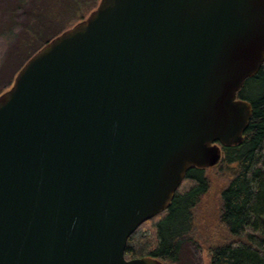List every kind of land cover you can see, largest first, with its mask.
<instances>
[{
    "label": "water",
    "instance_id": "water-1",
    "mask_svg": "<svg viewBox=\"0 0 264 264\" xmlns=\"http://www.w3.org/2000/svg\"><path fill=\"white\" fill-rule=\"evenodd\" d=\"M264 0H100L0 96V264L127 260L185 175L243 140Z\"/></svg>",
    "mask_w": 264,
    "mask_h": 264
},
{
    "label": "trees",
    "instance_id": "trees-1",
    "mask_svg": "<svg viewBox=\"0 0 264 264\" xmlns=\"http://www.w3.org/2000/svg\"><path fill=\"white\" fill-rule=\"evenodd\" d=\"M99 1L91 0L82 10L74 11L55 32L62 33L71 28L65 21L76 24L87 18L97 8ZM49 2L48 18H43L48 22L59 21L70 9H78L71 0ZM60 3L65 10L63 12L57 8ZM61 33H57V36ZM40 36L34 37L31 33L29 38L36 41ZM53 38L41 39L43 44L35 47V52ZM31 56L26 58L25 64ZM237 97L249 103L252 112L242 142L236 147L222 150L219 165L228 169L231 179L221 192L219 220L228 240L211 250L210 264H264V64L253 78L245 81ZM208 188L205 170L191 169L168 210L143 224L128 239L125 258H152L162 264H178L181 243L191 232L192 211ZM145 226L149 227L151 237L145 235Z\"/></svg>",
    "mask_w": 264,
    "mask_h": 264
},
{
    "label": "rangeland",
    "instance_id": "rangeland-1",
    "mask_svg": "<svg viewBox=\"0 0 264 264\" xmlns=\"http://www.w3.org/2000/svg\"><path fill=\"white\" fill-rule=\"evenodd\" d=\"M71 1L74 5L77 4L78 9H70L59 21L48 22L43 18H48L49 0H0V96L11 89L26 58L39 51L35 52L34 48H39L43 44L41 39L57 37V33L61 32L55 30L60 23L74 11L82 10L91 0ZM59 6L57 7L59 10L65 11L62 3ZM65 22L71 28L80 23ZM31 33L34 37L40 34L41 36L33 41L29 38ZM205 176L209 188L192 211L191 232L181 243L178 264H210L211 250L228 240L227 232L221 226L219 217L221 192L228 185L231 174L226 167L218 164L212 169L205 170ZM143 229L147 231L145 235L151 237L149 227L145 226Z\"/></svg>",
    "mask_w": 264,
    "mask_h": 264
},
{
    "label": "bare ground",
    "instance_id": "bare-ground-1",
    "mask_svg": "<svg viewBox=\"0 0 264 264\" xmlns=\"http://www.w3.org/2000/svg\"><path fill=\"white\" fill-rule=\"evenodd\" d=\"M24 65H25V64H24ZM22 68H23V67H22ZM22 68H21V69H22Z\"/></svg>",
    "mask_w": 264,
    "mask_h": 264
}]
</instances>
